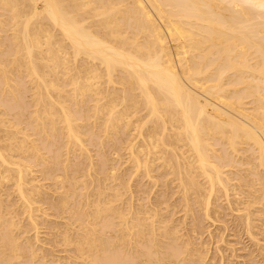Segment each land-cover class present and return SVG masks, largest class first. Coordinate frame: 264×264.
Segmentation results:
<instances>
[{
	"label": "bare ground",
	"instance_id": "1",
	"mask_svg": "<svg viewBox=\"0 0 264 264\" xmlns=\"http://www.w3.org/2000/svg\"><path fill=\"white\" fill-rule=\"evenodd\" d=\"M0 264H264V0H0Z\"/></svg>",
	"mask_w": 264,
	"mask_h": 264
}]
</instances>
